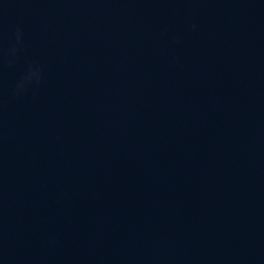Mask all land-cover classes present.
I'll use <instances>...</instances> for the list:
<instances>
[{
    "label": "water",
    "instance_id": "water-1",
    "mask_svg": "<svg viewBox=\"0 0 264 264\" xmlns=\"http://www.w3.org/2000/svg\"><path fill=\"white\" fill-rule=\"evenodd\" d=\"M0 264H264V0H0Z\"/></svg>",
    "mask_w": 264,
    "mask_h": 264
}]
</instances>
